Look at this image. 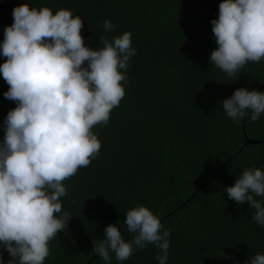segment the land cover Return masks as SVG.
<instances>
[{
	"label": "trees",
	"instance_id": "16d2710c",
	"mask_svg": "<svg viewBox=\"0 0 264 264\" xmlns=\"http://www.w3.org/2000/svg\"><path fill=\"white\" fill-rule=\"evenodd\" d=\"M220 2L0 0V40L13 23V8L27 3L53 14L72 10L84 20L81 34L90 47H102L104 35L128 31L136 49L125 96L107 126L93 128L99 154L63 181L68 194L61 198L62 211L72 217L49 242L44 264H105L92 240L102 239L104 228L123 221L136 205L148 207L171 229L168 264H232L221 253L246 264L264 254V226L224 190L245 168L264 170V115L256 122L245 118L243 128V119L232 121L220 105L237 88L264 90V59L246 63L236 80L209 64L217 47L210 21ZM106 19L114 31L104 32ZM8 87L0 77V140L4 117L15 107L3 96ZM132 235L125 233V239ZM158 251L148 244L123 262L112 254L111 264H158ZM3 258L6 264L11 257L3 251Z\"/></svg>",
	"mask_w": 264,
	"mask_h": 264
},
{
	"label": "clouds",
	"instance_id": "9594fccd",
	"mask_svg": "<svg viewBox=\"0 0 264 264\" xmlns=\"http://www.w3.org/2000/svg\"><path fill=\"white\" fill-rule=\"evenodd\" d=\"M12 17L0 40V57L6 58L0 77L9 86L3 96L15 104L4 117L0 140V264H5L3 251L11 257L6 264H44L49 242L72 217L62 211L61 198L68 194L63 181L99 154L93 128L107 126L125 96L136 49L128 31L104 35L102 47H90L81 34L84 20L70 9L53 14L49 7L21 3ZM210 24L217 47L209 64L228 77L236 80L246 63L264 59V0H221ZM103 29L108 33L115 26L106 19ZM220 105L234 122H256L264 115V90L237 88ZM224 190L264 226V170L245 168ZM125 233L134 235L125 239ZM170 236L153 211L136 205L123 221L107 225L102 239L92 240V250L111 264L112 254L123 262L153 244L158 264H168ZM220 256L239 264L234 256ZM246 264H264V254Z\"/></svg>",
	"mask_w": 264,
	"mask_h": 264
},
{
	"label": "water",
	"instance_id": "95a60500",
	"mask_svg": "<svg viewBox=\"0 0 264 264\" xmlns=\"http://www.w3.org/2000/svg\"><path fill=\"white\" fill-rule=\"evenodd\" d=\"M245 126V118H243V128ZM250 142V141H249ZM250 143H255V142H250ZM257 143V142H256Z\"/></svg>",
	"mask_w": 264,
	"mask_h": 264
}]
</instances>
